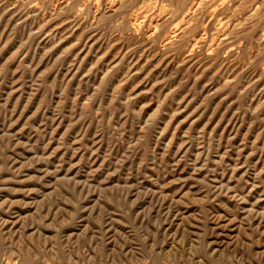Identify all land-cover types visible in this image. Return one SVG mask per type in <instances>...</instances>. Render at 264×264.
<instances>
[{"label":"rangeland","instance_id":"374dc122","mask_svg":"<svg viewBox=\"0 0 264 264\" xmlns=\"http://www.w3.org/2000/svg\"><path fill=\"white\" fill-rule=\"evenodd\" d=\"M0 264H264V0H0Z\"/></svg>","mask_w":264,"mask_h":264},{"label":"bare ground","instance_id":"6f19581e","mask_svg":"<svg viewBox=\"0 0 264 264\" xmlns=\"http://www.w3.org/2000/svg\"><path fill=\"white\" fill-rule=\"evenodd\" d=\"M240 1V0H239ZM189 10V9H188ZM209 15V14H208ZM233 23V22H232Z\"/></svg>","mask_w":264,"mask_h":264}]
</instances>
